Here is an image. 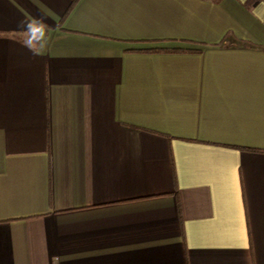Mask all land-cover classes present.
I'll list each match as a JSON object with an SVG mask.
<instances>
[{
    "label": "crops",
    "instance_id": "0c3cea01",
    "mask_svg": "<svg viewBox=\"0 0 264 264\" xmlns=\"http://www.w3.org/2000/svg\"><path fill=\"white\" fill-rule=\"evenodd\" d=\"M0 264H264V0H0Z\"/></svg>",
    "mask_w": 264,
    "mask_h": 264
},
{
    "label": "clouds",
    "instance_id": "9594fccd",
    "mask_svg": "<svg viewBox=\"0 0 264 264\" xmlns=\"http://www.w3.org/2000/svg\"><path fill=\"white\" fill-rule=\"evenodd\" d=\"M22 27L25 32L24 44L30 49L34 47L38 38L42 40L45 37L46 25L42 19L22 22Z\"/></svg>",
    "mask_w": 264,
    "mask_h": 264
},
{
    "label": "trees",
    "instance_id": "16d2710c",
    "mask_svg": "<svg viewBox=\"0 0 264 264\" xmlns=\"http://www.w3.org/2000/svg\"><path fill=\"white\" fill-rule=\"evenodd\" d=\"M219 44H221V43H219ZM148 51H157V52H166V51H172V52H179V51H181V52H192V50H190V49H181V48H179V49H170V48H166V49H161V48H154V49H150V50H148Z\"/></svg>",
    "mask_w": 264,
    "mask_h": 264
}]
</instances>
